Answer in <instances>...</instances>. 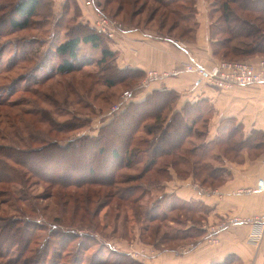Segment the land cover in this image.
Wrapping results in <instances>:
<instances>
[{
	"label": "rangeland",
	"instance_id": "1",
	"mask_svg": "<svg viewBox=\"0 0 264 264\" xmlns=\"http://www.w3.org/2000/svg\"><path fill=\"white\" fill-rule=\"evenodd\" d=\"M92 1L95 3L94 7L101 10L104 8L111 15L117 6L112 1L107 4L105 0ZM214 1L218 0H209L213 22L215 26H223L220 4L214 5ZM232 6L235 8L236 5ZM94 7L90 0H42L28 27L14 29L6 23L4 26L0 25V101L17 104L13 108L0 106V152L12 151L13 148H40L52 142L66 145L82 135H96L102 125L111 121L130 102L127 100L118 112L112 111V107L121 101L122 93L132 90L134 84L132 80H126L112 86L107 85V80H115L116 75L113 77L110 70L103 71L102 64H99L101 49L93 48L90 43L81 44L79 57L75 61L78 70L71 73H59L56 70L61 62V58L55 54L57 45L68 38L69 34L83 36L91 28L96 29ZM7 8L0 14L7 11ZM133 9L132 4L127 3L117 19L128 25L130 18L128 19L127 12H132ZM162 10L167 12L164 8ZM237 12L240 13V9ZM165 13L162 14L161 11V18H156L157 26L153 23L155 27L162 24ZM149 14V10H146L145 16ZM166 14L168 16V12ZM7 15L17 18L14 13ZM250 15L254 19L256 13ZM139 19L134 20L137 22ZM172 19L171 16L166 23L170 25ZM139 23H142V19ZM217 36L221 38L226 35ZM236 42L234 40L233 44ZM227 58L246 60L248 57L230 55ZM111 65L112 61L103 66ZM210 115L207 114L196 122L195 134L189 139L191 143L187 147L207 144L209 139L204 133L207 129L205 121ZM139 136L145 135L141 133ZM242 136L245 133L239 127L234 142L241 141ZM251 137L250 141L243 143L244 147L237 144L232 147L231 141L221 143L217 137L208 148L200 150L198 154H204L201 162L209 166V171L215 170L218 179L210 178L208 182H202L201 179L209 175V171L204 169L201 170V179H197V184L202 189L215 190L226 176L225 158L240 159L243 149L257 142H264V132ZM39 155L43 170L45 165L58 159L54 154ZM110 155L109 152L104 157L99 156L97 166L100 171L105 162L111 163ZM2 158L4 156L0 153V159ZM70 158L71 155L68 159ZM190 158L196 160L197 156ZM144 161L134 168L120 169L118 177L140 173L144 168ZM168 161L169 158L159 159L158 164L140 180L119 185L121 188L136 186L128 196L129 200L139 197L136 204L138 207L134 208L128 201H123V205L118 207L117 203L121 201L112 195L114 189L99 184L66 186L51 184L36 176H27L22 184L0 183V264H75L78 259L81 264H144L145 255L156 259L161 250H180L179 246H192L205 236H211L212 225L208 229L204 222L205 207L194 212L177 205L179 208L171 210V202L181 204V201L165 190L164 184L171 179L169 170L165 171ZM60 162L62 161L56 165L51 163L55 165L52 172L61 173L65 163ZM68 163L81 166V162L76 159L75 163ZM1 176L5 180L8 173L1 171ZM189 203L192 202L185 203L186 206ZM153 206L156 208L151 213L157 214L158 218L150 222L143 214V209L146 211ZM225 216L213 225L218 224ZM7 220L16 224L11 222L10 226L4 227ZM202 227L205 228L204 231ZM55 230L83 236L89 233L90 237L75 238L64 251L65 246L57 247L56 243L66 235L53 234L52 231ZM183 231L189 232V237L180 238ZM177 234L180 237H175ZM80 240H83L81 245ZM45 242L50 244L49 251L44 253L41 262H37L39 252L34 251ZM22 248H27L23 254L20 252ZM58 253L62 257H57ZM26 257L30 259L25 260Z\"/></svg>",
	"mask_w": 264,
	"mask_h": 264
},
{
	"label": "trees",
	"instance_id": "2",
	"mask_svg": "<svg viewBox=\"0 0 264 264\" xmlns=\"http://www.w3.org/2000/svg\"><path fill=\"white\" fill-rule=\"evenodd\" d=\"M8 1L9 2H0V13L8 7L7 11L5 10L4 13L0 14V25L4 26L6 23L14 29H24L30 25L33 16L37 14L38 7L42 0ZM110 1L117 3L116 9L112 12L113 15H111L106 13L104 8L101 7V11L104 14L112 18H117V16L123 12L127 3H130L134 8L130 17L132 22L135 21V18L146 12V10H149L150 13L146 17V20H149L160 9H166L170 17L172 16L173 18V24H177L181 20L193 19L196 13V8L194 6L196 0H105V4ZM212 3H215L214 5H217L216 3L220 4L219 9L222 11L220 19L224 22L223 26H215L213 22L212 35L213 38H215V54L222 56V59H229L227 57L230 55L234 57L246 56L248 57L246 60L264 57V0H222V2L218 0ZM232 5H236L235 8H233ZM237 9H240L241 12L238 13ZM9 13H14L17 18L9 17L7 15ZM251 13H256L254 19L250 15ZM139 18L137 21L138 24L136 25L137 27H139V21H141V17ZM219 34H224L226 36L219 38L217 36ZM108 39L106 35L94 28H91L90 31L83 36L69 34L68 38L55 48V54L61 58V62L56 67V70L59 73H71L78 70L75 61L79 57L81 44L90 43L93 48L101 49L99 64H102L103 71L110 70L113 77L116 75L115 80L113 78L107 80V85L112 86L115 83L141 76V74L134 69L118 68L115 61L116 52L109 48ZM234 40L237 42L233 44ZM110 61H112L111 66H103L104 64H109ZM176 96L177 94L175 91L163 89L153 91L141 101L135 102L131 100L119 114L111 119V121L102 125L96 135H82L66 145L52 142L40 148H13L12 151L0 152L2 156H4V158L0 159V174L1 171L8 173L5 180L2 177L3 175L0 177V183L13 184L19 182L22 184L27 176H36L42 177V179H45L51 184L60 183L66 186L82 187L88 184H99L114 189L112 195L115 197L117 196L121 201L117 203L118 207L123 205V201H128L133 204V206H130L134 208V206L138 207L136 204L139 201V197L129 200L130 198L128 196L132 194V191L134 192L136 186L121 188L119 185L140 180L148 171L158 164L159 159L169 158L165 171H168V168L172 167L179 176L192 174L196 179H201L199 177L200 174H202L201 170L207 169L209 171V166L201 162L204 159V154L198 153L200 150L208 148L209 142L207 144H202L201 147L192 146L189 148L187 144L189 142L191 143L189 139L195 134L196 122L205 115L195 117L193 111L196 113L200 112L199 108L197 109L194 104L185 106L182 111L171 113ZM16 105L17 104H12L9 101H0L1 107L8 106L13 108ZM205 124L207 128L208 118ZM239 127V125L233 126L229 129L228 133L221 131L218 137L221 143L231 141L233 144L232 147H235L234 144L244 147L243 143L250 141L252 139L251 135L259 133L256 131L252 132L246 137L242 136L241 141L237 140L238 142H234L235 140L233 139L235 135L238 134ZM141 133L145 136L140 137L139 135ZM204 133L207 134V129ZM201 134L203 133L201 132ZM253 145L255 144L250 146ZM260 145L264 146V142L260 143ZM109 152L111 154L110 160L112 161L111 163L105 162L106 164H104V167H101L100 171L97 166V161L98 159L100 160L99 156L102 155L104 157V155H107ZM40 153L43 156L52 154H54V157L57 156L58 159L55 161L48 160L51 161V163H55V165L59 161H62L60 164L65 163L64 166H62L61 173L52 172L51 169H53L55 165H51V163L45 165V170H43V162L39 157ZM70 155L72 158L68 159ZM190 156H197V158L196 160H192ZM144 158H146V161H144ZM75 159L81 162V166L68 163H75ZM143 161L145 164L140 173L134 174L133 176L118 177V171L120 169L134 168ZM208 174L209 175L201 179L202 182L206 183L210 178L215 180L218 179L215 170L209 171ZM225 179L226 176H224L220 182H223ZM109 195L111 196V194ZM185 203L187 204V202L181 201V204H177L173 201L169 205L171 210H175L179 207L185 210V207H187L189 211H192V203L187 206ZM177 205L180 206L178 207ZM154 208H156V206L146 211L143 209V214L150 222L158 218L157 214L151 213ZM11 222L14 221L7 220L6 223H4V227L10 226ZM52 232L53 234L61 233L66 235V237H63L62 240L56 243L57 247L65 246L63 248L64 251H66V248L75 238L85 239L90 237L89 233L83 236V234L78 233L72 235L71 232L68 231L61 232L55 230V232ZM184 233H186V235ZM189 235V232L183 231L182 237H180L179 234L175 237L185 238L189 237ZM199 235L198 233L197 236ZM81 243H83V240L80 242V245ZM49 248L50 244L45 242L34 251V253L39 252L37 262H41L42 257L48 253ZM26 250L27 248H22L20 252L23 254ZM56 255H58L57 257H62L61 253ZM22 256L24 257V255ZM231 258L232 256H229L223 261L214 264H229ZM26 259L28 260L30 258L26 257L25 260ZM32 263H34V261ZM75 264H81V260H75Z\"/></svg>",
	"mask_w": 264,
	"mask_h": 264
},
{
	"label": "crops",
	"instance_id": "3",
	"mask_svg": "<svg viewBox=\"0 0 264 264\" xmlns=\"http://www.w3.org/2000/svg\"><path fill=\"white\" fill-rule=\"evenodd\" d=\"M194 6L196 13L193 19L181 20L177 24L171 22L170 25L166 23L171 19L168 11L167 16V12L160 9L149 20H146L145 12L142 13L136 18L142 19L139 27L136 21H131V11H128L130 19L125 31L108 39L109 48L116 52L118 68L134 69L141 74L131 79L134 88L130 101H141L155 90L175 91L177 96L171 113L194 104L200 112L193 111L195 117L211 114L207 124L209 144L219 137L222 130L228 132L236 125L245 136L255 131L264 132V84L220 90L194 72L165 77L148 75L149 71L172 72L190 60L210 68L223 58L214 50V16L209 0H196ZM161 11L162 14L166 12L164 21L155 27L153 23L157 26L156 18H161ZM260 143L243 149L240 159L225 158L226 179L215 190L202 189L194 175L179 176L174 168L169 167L171 179L164 184L166 193L178 201L192 202L194 212L205 207L204 222L208 229L225 215L264 214V189L242 191L256 188L259 182H264V146ZM202 229L204 231L205 228ZM249 229L246 225H233L215 234L217 241L205 236L192 246H179L180 250H161L156 259L145 255L144 264H214L229 256H232L229 264H264V239L259 246L250 243Z\"/></svg>",
	"mask_w": 264,
	"mask_h": 264
},
{
	"label": "built area",
	"instance_id": "4",
	"mask_svg": "<svg viewBox=\"0 0 264 264\" xmlns=\"http://www.w3.org/2000/svg\"><path fill=\"white\" fill-rule=\"evenodd\" d=\"M94 7V1L90 0ZM95 25L101 33L109 39L116 38L125 31V24L117 18L109 17L101 9L94 7ZM180 72H194L199 75L205 82L219 88L220 90L231 89L234 86L264 84V57L250 60L219 59L210 68L203 64L190 60L185 62L181 68L172 70V72L149 71L150 77L170 76ZM132 91L125 90L122 93L121 101L112 107V111L118 112L121 106L131 98ZM255 189L263 190L264 182H259L256 188H247L242 191L252 192ZM233 225H246L248 231V241L259 246L264 239V214L253 215H228L225 216L218 224L211 226V240L217 241L215 234L227 230Z\"/></svg>",
	"mask_w": 264,
	"mask_h": 264
}]
</instances>
